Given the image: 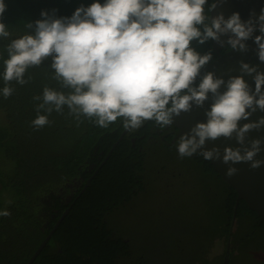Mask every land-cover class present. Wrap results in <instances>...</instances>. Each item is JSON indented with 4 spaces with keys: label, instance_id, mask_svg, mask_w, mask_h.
Instances as JSON below:
<instances>
[{
    "label": "trees",
    "instance_id": "16d2710c",
    "mask_svg": "<svg viewBox=\"0 0 264 264\" xmlns=\"http://www.w3.org/2000/svg\"><path fill=\"white\" fill-rule=\"evenodd\" d=\"M89 3L91 0H6L7 8L0 19L8 25L11 35L0 38V72L8 56L7 45L32 32L27 25L34 26L42 10L70 16L76 7ZM191 44L201 54L212 53L207 64L216 58L212 40L203 44L194 40ZM51 62L49 57L29 67L26 83L9 81L12 94L6 98L0 95V209L9 212L0 216V264H26L68 208V214L32 264H158L142 246L134 248L133 238L130 243L125 241L120 234L126 231L119 228L116 218L119 221L124 211H136V198L146 188L162 191V181L167 179L175 191L173 197L164 195L161 201L166 210L147 211L136 225L141 229L139 233H149L147 246L156 247L154 252L162 258L161 264H222L227 244L231 248L228 264H264V221L239 200L233 224L235 190L198 152L181 158L175 147L178 140L165 145L158 134L163 127L154 121L129 129L99 169L126 129L121 118L106 128L100 127L94 118H77L65 105L62 111L48 114L47 125L34 127L31 122L38 114L36 105L42 102L34 97L42 96L45 87L65 94L71 91L54 77ZM4 83L0 79V88ZM39 113L44 114V109ZM170 129L176 130L172 126ZM172 138L168 134L165 141ZM100 151L103 153L97 161ZM1 162H8L11 168L4 169ZM93 163L95 167L91 169ZM77 178L82 179L81 186L71 202L60 207L59 197L55 196L64 184ZM89 178L90 185L77 197ZM182 191L194 192L200 199L202 228L195 227L191 218L186 221L178 211ZM52 200L54 209L49 206ZM126 202L130 206L125 207ZM166 211L174 213L175 223H168ZM156 232L161 234L158 241L162 237V243L156 242ZM222 246L223 253L215 254Z\"/></svg>",
    "mask_w": 264,
    "mask_h": 264
},
{
    "label": "clouds",
    "instance_id": "9594fccd",
    "mask_svg": "<svg viewBox=\"0 0 264 264\" xmlns=\"http://www.w3.org/2000/svg\"><path fill=\"white\" fill-rule=\"evenodd\" d=\"M215 6V0H91L70 16L42 10L34 26L27 25L33 31L7 45L0 95L10 96L13 88L8 82L26 83L28 68L49 57L54 77L71 91L65 94L45 87L42 96L34 97L42 101L31 122L36 128L47 125L48 114L62 111L65 105L77 118H94L100 127L106 128L118 118L130 130L145 121L164 127L193 104L202 106L211 94L206 120L197 121L179 136L178 155L192 156L206 140L234 134L239 146L226 145L222 154L215 146L205 149L200 153L203 159L229 164V176L240 162L257 168L264 164V159L255 158L264 150V139L245 144V137L252 129L264 128V116L248 120L257 109L264 111V71L240 62L241 73L254 74V88L243 75L225 80L212 71L201 74L212 53L201 54L191 42L214 40L244 51L251 38L259 61L264 62V6L258 14L250 12L246 20L236 11L227 17L223 12L210 16ZM6 8V0H0V17ZM10 35L8 25L0 19V38ZM241 120L248 122L240 124ZM4 215L9 212L0 209V216Z\"/></svg>",
    "mask_w": 264,
    "mask_h": 264
},
{
    "label": "water",
    "instance_id": "95a60500",
    "mask_svg": "<svg viewBox=\"0 0 264 264\" xmlns=\"http://www.w3.org/2000/svg\"><path fill=\"white\" fill-rule=\"evenodd\" d=\"M216 6L212 8L209 12L210 16L216 15L218 12H223L225 17L230 15L232 12H239L241 18L246 20L249 17L250 12L254 11L255 13H259L262 6H264V0H215ZM258 34V33H254ZM224 39V37H222ZM247 48L244 51L233 50L227 47V45H220L216 41L212 40V49L216 54V58L207 64L202 70L201 74L206 71H212L216 76L223 77L227 80L230 76L235 75H243V78L249 83L251 87L254 88V81L252 79V75H245L240 71V62L244 61L249 63L250 65H256L258 70L264 71V62L259 61L256 53V45L253 40L250 38L246 41ZM198 78V77H197ZM223 88H221V91ZM211 94L209 95V99L204 102L202 106H197L193 104V106L188 111H182L178 116H173L172 124L164 126V130H167L169 127H174L178 133L176 138H178L181 134L187 133L189 129L197 122V121H205V111L210 106ZM264 116V111L253 112L252 115L248 118V120H256L258 117ZM245 120H241L239 123L243 124ZM129 128H126L117 142L113 144L111 150L108 152L98 169L103 165V163L110 156L113 148H115L116 144L122 139V136L127 133ZM158 133H160L158 131ZM254 138L264 139V128L261 129H252L250 130L245 137V144H248ZM134 143V140H132ZM239 146L235 139V135L232 137H219L214 140H206L205 145L198 149V153L200 154L205 149H210L212 147H216L220 150L221 154L223 152V148L225 146ZM257 159H264V150L257 154L255 157ZM250 162H240L234 167L237 171L231 176L226 175V169L229 167V164L223 163L219 159L210 160V164L213 169L221 176V178L229 184L236 192V202L234 205V214H233V224L235 221V211L238 206L239 200H243L249 209L254 211L260 218V221H264V164L257 168H252L249 166ZM97 169V170H98ZM95 171V173L97 172ZM94 173V174H95ZM93 177V176H92ZM91 177V178H92ZM91 178H89L77 197H79L86 188L90 185ZM69 208L66 209L60 218L57 220L52 230L48 233V235L43 239L38 248L35 250L33 255L30 257L26 264H32L42 249L46 246L47 242L51 238L52 234L63 220V218L68 214ZM231 248L230 245L227 244L225 249V254L223 258L222 264L229 263Z\"/></svg>",
    "mask_w": 264,
    "mask_h": 264
},
{
    "label": "rangeland",
    "instance_id": "374dc122",
    "mask_svg": "<svg viewBox=\"0 0 264 264\" xmlns=\"http://www.w3.org/2000/svg\"><path fill=\"white\" fill-rule=\"evenodd\" d=\"M0 123L3 122V112L0 111ZM1 157V156H0ZM1 161V159H0ZM2 163V166H4V169L9 170L11 167V165L8 162H5V165ZM157 189H153V188H149L147 190L146 188V192L139 198L137 199V209L136 211L133 210L131 212H126L124 211V215H120L118 217H120V220L118 221V219L116 218V222H118V226L122 231H126L125 233H121L120 235H122V237H124V239L127 241H132V238L134 240L133 245L134 248L136 247L137 249H140L141 246L145 251H148V256H152L154 262L161 264L162 263V258H159L158 255H156V251L154 252V250L156 249V247H148L147 244L148 242L151 240L148 238L149 233L147 232H143V233H139L141 231V229L139 228L138 220H142L141 216L143 217L144 215H146L145 212H149L152 211L153 209L159 208L158 212H164L166 210L164 202H161L163 200V197L161 195V193H164L162 191H160V194L157 193ZM183 194H180L179 196V208L178 211L181 212L182 216L187 219L186 221H188L189 218H191V223H193V225L195 227H199L202 228L204 226V220H203V210L201 209V203H200V199L198 197L195 198L194 196V192H188V191H182ZM10 198L9 194L5 196L6 201ZM167 212H165L164 216L167 215ZM114 220V219H113ZM174 219L170 218L168 220L169 224H173L175 222H173ZM159 232H156V234H154V238L158 237L156 242L158 241L159 237L161 236V234H157ZM168 233V232H167ZM141 234L142 237H141ZM149 241L147 242L148 239ZM150 238H153V236L151 235ZM162 238V237H161ZM158 241L160 243H162L163 239H161ZM147 242V243H146ZM157 242V243H158ZM144 244V245H143ZM148 247H146L145 246ZM159 245V244H158ZM223 246L219 247L216 251L215 254L221 255L223 253ZM133 250V249H132Z\"/></svg>",
    "mask_w": 264,
    "mask_h": 264
},
{
    "label": "flooded vegetation",
    "instance_id": "af4514ba",
    "mask_svg": "<svg viewBox=\"0 0 264 264\" xmlns=\"http://www.w3.org/2000/svg\"><path fill=\"white\" fill-rule=\"evenodd\" d=\"M203 69V68H202ZM201 69V70H202ZM199 80V77L197 78V81ZM198 83V82H197ZM164 128V127H163ZM170 129V127L167 129V130H164V129H159L158 131L160 132V133H158L159 135H160V138H161V140H163V142H164V144L165 145H172L176 140H178V138H176V136H177V133H178V131L177 130H169ZM168 134H171L172 136H173V138L170 140V142H166L165 141V137L168 135ZM102 151H100L99 153H98V155H97V157H96V160L97 161H100V159H101V156H102ZM100 166V165H99ZM98 166V167H99ZM95 167V164L93 163V164H91V166H90V168L91 169H93ZM81 184H82V179L81 178H77V179H72L70 182H68V183H66V184H64L63 185V188L64 189H60L59 190V192H60V194H57V196H55V198L57 199L58 197V201H59V206L61 207V205H67V204H69L70 202H71V199H72V197H73V194L75 193V192H77V190L79 189V187L81 186ZM174 185L173 184H170V180L169 179H167L166 181H165V183H164V181H162V192H164V193H162V197H164V195L165 196H167V197H173V193H174V191H175V188L173 189L172 187H173ZM65 188H67V190H68V193H66V190H65ZM171 189V190H170ZM48 199H49V197H48ZM130 202H126V204H125V207L126 206H130ZM49 206H52L53 207V209H54V207L56 206V204H55V200H52L51 202H50V204H49ZM174 216V213L172 212V211H168L167 212V215L165 216L166 218H172ZM162 218H163V216H162ZM126 242H129V241H127V239L125 240ZM134 263H137V264H140L139 262H137V261H133Z\"/></svg>",
    "mask_w": 264,
    "mask_h": 264
}]
</instances>
